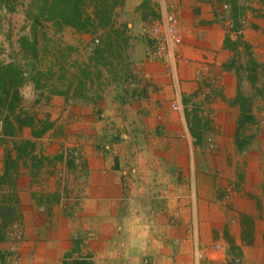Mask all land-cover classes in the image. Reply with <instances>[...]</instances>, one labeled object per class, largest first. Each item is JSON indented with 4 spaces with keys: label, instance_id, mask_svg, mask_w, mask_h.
I'll return each instance as SVG.
<instances>
[{
    "label": "crops",
    "instance_id": "crops-1",
    "mask_svg": "<svg viewBox=\"0 0 264 264\" xmlns=\"http://www.w3.org/2000/svg\"><path fill=\"white\" fill-rule=\"evenodd\" d=\"M170 4L182 44L164 61L142 59L136 97L122 106L125 112L111 93L114 86L64 81L42 108L53 121L68 102L72 119L59 118L61 127L39 138L26 127L1 137L0 182L13 178L14 189L0 192V210L19 216L24 230L16 264H62L76 238L90 264H143L147 251L151 264H264L263 167L253 147L235 144L238 96L247 84L239 64L264 68V0H123V11L134 14L139 27L164 19ZM240 17L246 24L238 34L229 24ZM124 115L145 143L135 150L134 168L121 160L117 170L115 148L106 141L116 136L110 122ZM191 118L209 122L213 146L195 144ZM22 132L49 159L57 158L59 147L79 146L81 166L62 159L32 169L35 163L23 158L26 168L12 173L4 158L12 153L8 140ZM82 175L86 187L80 191ZM64 189L80 196L71 212L62 209ZM133 202L138 207L128 208ZM123 216L149 218L136 219L135 242H120L125 253L116 248L127 226H120ZM7 246L0 244V255Z\"/></svg>",
    "mask_w": 264,
    "mask_h": 264
},
{
    "label": "rangeland",
    "instance_id": "rangeland-1",
    "mask_svg": "<svg viewBox=\"0 0 264 264\" xmlns=\"http://www.w3.org/2000/svg\"><path fill=\"white\" fill-rule=\"evenodd\" d=\"M45 1L0 0V72L10 67V70L21 72L22 79L18 87L19 101L12 112L2 107L3 103L0 105V139L3 135L13 138L16 131H20L24 127L31 129L33 137L39 138L55 127L60 128L59 118L72 119L70 116L71 105L68 102L61 108L60 116L53 121H50L49 114L45 113L42 108L47 101V96L56 94L57 84H62L64 81L78 80V85L81 88L94 84H103L107 87L112 85L114 88L111 93L114 95L115 101L121 104L120 109H123L122 106H125V103H129L136 97L134 86L137 83L135 70L138 64L145 57L156 60L148 55L149 28L153 23L146 22L147 20L141 21V25L139 24L138 27L134 19L135 15L130 16L124 13L123 0H86L89 12L96 5L101 9L109 8L107 11L101 10L98 17L95 18L94 29L89 33L78 32L70 27L58 28L53 21H47L45 18H41L39 25H35L34 21L39 14V8ZM172 5L175 6V4ZM223 6L222 11L228 12L229 5L224 3ZM248 9L251 10L250 7ZM255 10L251 11L254 13ZM240 12L242 13V10ZM256 12L259 13V10ZM92 17L94 16L92 15ZM245 24L246 19L240 17L237 22L236 20L230 22L229 29L241 34ZM239 66L241 75L247 76H245L247 84L246 86L242 85L238 96V105L241 111L239 121L242 119V126L238 132L236 131L235 140H238L243 148H254L256 160L263 167L261 188L264 192V68L261 65L248 64L247 62L240 63ZM8 78L11 79L9 76ZM36 80H39L38 85ZM6 86L7 88L11 87L9 81L6 82ZM30 86L34 95L37 96L35 99L31 97V91L29 92ZM2 89L3 87L0 86V103L5 101V99L2 101L4 98ZM12 94V90H9L7 98L5 97L7 103L12 100ZM125 110L126 108L123 109L124 112ZM196 111V109H192L191 113L194 114ZM97 113V117H99V111ZM6 118L9 119L11 125L4 129L3 121ZM123 118L120 122H110L113 126L112 129L117 130L116 136L109 138V142L106 141L109 147L114 146L115 148L114 162L117 170L120 169L118 167L121 160V163L129 166L130 169L134 168L135 150L139 145L145 143V138L134 134L135 121L126 119V115ZM16 119L23 120L28 124L19 126ZM190 123L193 139L199 146L210 148L214 145L212 138L207 136L211 132L208 121L191 118ZM123 132L127 138L122 137ZM25 137L26 134L22 132L19 139L8 140L13 151L10 150L9 152L12 153L5 154L4 158L9 162L12 173L26 168L21 162L23 158L29 164L35 163L34 166L32 165V169L37 168L44 161L51 160L64 159L66 164L74 167H80L82 164L79 146L59 147L57 158L49 159L42 154L39 146H35L38 145L37 143L25 139ZM39 145L41 146V144ZM100 145L104 147L105 141ZM13 184V178L8 177L6 183L0 182V192L13 191ZM81 184L80 191L86 187L84 175L81 176ZM189 191L193 192V189H189ZM64 194L62 209L65 212H71L80 203V196L69 197L66 195L68 192L65 189ZM148 203L145 202V206ZM138 205V202H133L128 208L135 209ZM123 217V221L119 224L121 228L124 225L127 226L123 227L125 231L117 234L116 248L125 253V250L119 248L120 242H135V237L138 236L135 228L136 219L146 221L149 218ZM195 219L199 220L198 217ZM20 220L21 218L13 215L11 210H0V244L8 243L7 248L0 255L4 264L17 263L14 258L17 244L23 240L24 236ZM73 243L75 250L67 256L62 264H90L87 262L88 258L83 255V244H80L79 239H74ZM151 254L152 252H145L143 264H151Z\"/></svg>",
    "mask_w": 264,
    "mask_h": 264
},
{
    "label": "trees",
    "instance_id": "trees-1",
    "mask_svg": "<svg viewBox=\"0 0 264 264\" xmlns=\"http://www.w3.org/2000/svg\"><path fill=\"white\" fill-rule=\"evenodd\" d=\"M48 1L50 0H46L45 3L40 6L39 14L36 16L34 21L35 25H39L41 18H45L47 21H53L54 25H56L58 28L70 27L78 32L89 33L94 29L96 25L95 18L98 17L101 10H109V8L107 7L101 9L98 8V6L96 5L94 9L89 12V8L86 6V0H51V2ZM92 15L94 17H92ZM0 75V86L3 87V91L1 92L4 97L2 101H4L5 99V101L1 102L0 105L3 103L2 107L12 112V110L19 101L18 87L20 86L22 81L21 72L10 70L9 67L8 69H5L4 71L0 72ZM8 76L11 77V79H9ZM7 81H9L11 87L7 88ZM38 81L39 80L35 81L37 85ZM9 90H12L13 94L12 100L7 103L6 96ZM8 120L9 119L6 118L3 121L4 129H6L8 125H11V122ZM16 122L19 126L28 124L20 119H16ZM241 126L242 119L238 123L237 132L239 128H241ZM195 144L198 145L197 142H195ZM235 144L239 149L243 148V145L240 144L238 140H235Z\"/></svg>",
    "mask_w": 264,
    "mask_h": 264
},
{
    "label": "built area",
    "instance_id": "built-area-1",
    "mask_svg": "<svg viewBox=\"0 0 264 264\" xmlns=\"http://www.w3.org/2000/svg\"><path fill=\"white\" fill-rule=\"evenodd\" d=\"M149 41L148 55L159 61H164L168 56L174 55L181 46V28L174 5L168 6L164 19L155 21L150 26Z\"/></svg>",
    "mask_w": 264,
    "mask_h": 264
}]
</instances>
